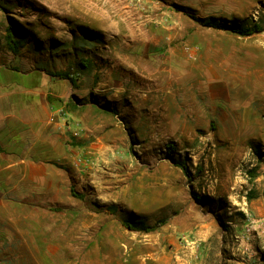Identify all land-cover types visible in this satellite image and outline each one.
Instances as JSON below:
<instances>
[{"label":"rangeland","instance_id":"obj_1","mask_svg":"<svg viewBox=\"0 0 264 264\" xmlns=\"http://www.w3.org/2000/svg\"><path fill=\"white\" fill-rule=\"evenodd\" d=\"M31 69L121 129L36 203L0 169V264H264V0H0V84Z\"/></svg>","mask_w":264,"mask_h":264},{"label":"crops","instance_id":"obj_2","mask_svg":"<svg viewBox=\"0 0 264 264\" xmlns=\"http://www.w3.org/2000/svg\"><path fill=\"white\" fill-rule=\"evenodd\" d=\"M2 77L6 81L0 84V169L13 174L12 186L25 198L22 203H36L39 181L73 171L86 150L111 136L104 132L108 138H100L106 128L115 131L121 126L116 116L100 115L92 108L65 112L70 92L66 80L36 69L5 70Z\"/></svg>","mask_w":264,"mask_h":264},{"label":"trees","instance_id":"obj_3","mask_svg":"<svg viewBox=\"0 0 264 264\" xmlns=\"http://www.w3.org/2000/svg\"><path fill=\"white\" fill-rule=\"evenodd\" d=\"M204 26H208V27H214V28H217V29H226V25H222V24H217V23H212V22H207L205 23ZM261 31V27H259L258 25H254L252 28L250 29H244V30H235L234 32L239 34L240 36H243V37H250L256 33H259ZM7 42H8V45H9V48L11 51H16L18 46L20 45V42L16 39L15 37V34L13 32V29L12 28H8L7 30ZM86 60H83L81 62V66L86 68ZM52 77H56V78H59V79H62V80H65V79H68V75L66 73H56V74H53V75H50ZM74 84V83H72ZM51 101V99H50ZM70 108V107H68ZM171 149V147H169ZM179 167H181L182 169H184V172L188 175V171L186 170V165L184 163H179L178 164ZM189 176V175H188ZM73 192V191H72ZM72 196H76L75 193L73 192L72 193ZM124 225L132 230V231H143V232H150L152 231V228L151 227H139V226H134L132 225L130 222H124ZM161 227V225H160Z\"/></svg>","mask_w":264,"mask_h":264},{"label":"bare ground","instance_id":"obj_4","mask_svg":"<svg viewBox=\"0 0 264 264\" xmlns=\"http://www.w3.org/2000/svg\"><path fill=\"white\" fill-rule=\"evenodd\" d=\"M69 9V8H68ZM79 14V13H78ZM84 17V16H83ZM84 19V18H83ZM133 66V65H132ZM147 71V70H146Z\"/></svg>","mask_w":264,"mask_h":264}]
</instances>
